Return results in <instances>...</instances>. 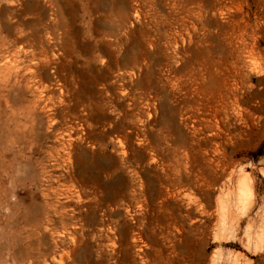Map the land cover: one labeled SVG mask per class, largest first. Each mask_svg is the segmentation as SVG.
Here are the masks:
<instances>
[{"label":"rangeland","instance_id":"rangeland-1","mask_svg":"<svg viewBox=\"0 0 264 264\" xmlns=\"http://www.w3.org/2000/svg\"><path fill=\"white\" fill-rule=\"evenodd\" d=\"M120 7L140 66L131 77L101 60L84 69L90 45L114 41L104 34ZM52 9L76 46L65 60L71 92H104L103 71L110 92L94 112L73 113L68 97L58 131L54 110L38 114L29 138L0 126V264H13L10 239L25 225L51 248L33 264H264V0H0V38L40 35ZM13 102L23 103L18 91ZM122 110L133 122L120 145L106 131ZM44 200L67 207L69 231L44 230Z\"/></svg>","mask_w":264,"mask_h":264},{"label":"bare ground","instance_id":"bare-ground-1","mask_svg":"<svg viewBox=\"0 0 264 264\" xmlns=\"http://www.w3.org/2000/svg\"><path fill=\"white\" fill-rule=\"evenodd\" d=\"M120 8L121 10H118L117 17L115 16L116 19L111 26V30L105 32L104 34L106 37H114V41L106 40L97 45L89 44V50H86L83 53L84 69H89L91 71L93 66L96 65V62L98 60H101V65L106 62V67L110 71L117 72L121 76L127 75L131 77L135 74V69L140 66L141 52L137 50V44L133 45L132 43L125 41V38L129 33V27L126 26V18L123 15L122 7ZM58 15L61 17V14L57 13V10L54 9L53 11H51L49 13V20L52 21V24L48 27L45 26V29L43 28L44 30H46L47 34L50 35L49 38H43L41 36L44 30L40 35H38L37 32L39 31H37V29L35 28H33L32 30H26L25 28L20 29L19 33L14 37L10 32L8 36L0 38V61L2 60L0 62V126L4 125L5 129L7 128L8 130L9 128L11 129V126L13 124L14 126H20L25 137L34 129H32V125L38 114L42 112L47 115L46 111L48 110L56 111L53 114L48 113L47 117L49 119V122L51 123L50 124L48 122L50 128L58 131L59 129L58 127H56L59 123V120L57 119V113L58 111L62 110L61 107L63 105L67 106L68 97L73 96L76 100L75 106L72 109L73 113L76 112L77 107H81L90 112H94L96 110L102 109V106L105 102V94H109L110 92L108 88V82L111 77L105 71H103L104 73L102 76L96 77L97 84L102 87L104 92L100 91L96 95L94 94L91 96H79V94L76 95L75 93L71 92L67 77L65 76V72L68 71V65L65 60H72V57L74 56V53L76 51V46L65 39L67 27L65 28L63 22H59ZM38 21L39 24H44L45 22L44 19H39ZM38 30H40V28ZM112 50H119L120 52L114 54ZM28 57H31L30 60L27 59ZM49 66H52L50 67L52 69L49 70L48 74H44V68ZM56 90H59V92L57 93ZM16 91H18L23 97V103L19 106L13 102V94ZM26 95H30L31 98L27 99ZM132 100L134 101V99ZM201 102H203V99L200 96V101H198V103L200 104ZM63 113L65 114L64 109ZM122 113V118L116 120L115 122H110L109 128L106 131L107 135H111L112 137L114 135L116 138H119L117 140L120 145H122L120 137L126 139L130 136L131 127L129 126V124L133 122V117L128 112H124L122 110ZM151 123L152 122L149 121V124ZM80 129L81 126L78 127L77 124V126L73 127L71 134L68 132L72 141L79 140L82 137ZM9 132L10 131H7V133ZM16 132L18 133V131ZM62 134L63 132L60 133V136H62ZM7 135H5V137ZM27 137L29 138V136ZM56 140H60L58 135L56 136ZM53 152L55 153V151ZM67 155V159L72 161L73 150L70 151ZM67 155L65 157H67ZM10 173H12V171ZM42 173L46 176L48 174V171L43 170ZM14 180H16V178ZM47 192L48 193H42L44 198L51 199L52 195L57 196L55 190L52 192ZM66 196L67 198H70L71 194L68 192ZM66 213V206L54 204L53 202L46 200L42 208L40 219L44 230L51 233V235H58L60 230L62 229L69 231L71 220L66 217ZM36 229L37 226L35 227V229H33V231H35ZM33 231L31 232L29 227L25 225L21 228L20 231H18L17 234H13L11 236L10 259L12 260L11 262H13V264H27V262H29V264H33L34 253H38L39 256H43L46 258L48 252L51 251L50 246L49 248H45V251H43L40 249L42 248L41 246L39 247L32 243L31 236L33 234ZM1 238H3V233L0 230V239ZM19 242L24 244L23 250H21L18 246ZM0 258H4V250L3 252L0 250ZM55 258L56 256H54V259Z\"/></svg>","mask_w":264,"mask_h":264}]
</instances>
